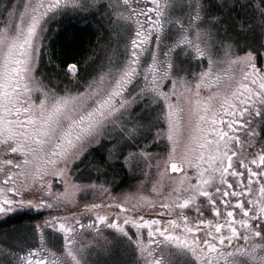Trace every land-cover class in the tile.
Listing matches in <instances>:
<instances>
[{"label":"snow or ice","instance_id":"1","mask_svg":"<svg viewBox=\"0 0 264 264\" xmlns=\"http://www.w3.org/2000/svg\"><path fill=\"white\" fill-rule=\"evenodd\" d=\"M69 2L74 11L103 10L111 16L115 12L128 21L129 47L120 65L110 69L113 73L111 83L102 91L103 76L88 84L85 92H77L81 100L69 107V102L76 97L71 94L57 96L44 86V99L36 105L31 102L30 85L42 84L34 70L40 54L43 21L50 13L61 9V0H48L47 4L43 0H24L22 10L9 11V23L0 27V52L4 54L0 66V150L8 156L0 167L3 174L0 191L20 196L19 203L23 205L22 192L29 173L17 170L27 167L29 153L45 151V146L51 147L55 141V148L48 152L52 157L48 160L52 165L48 175H63V171L54 165L61 155L68 165L67 149L76 144L83 150L98 143L109 130H118L119 140L109 150V158L118 151L129 166L136 161L151 166L149 162L155 160L158 170L163 163L162 174L167 173L169 167L174 172H180L185 165L195 168V184L182 173L183 179L177 181L179 186L163 197L161 208L169 216L166 221L155 216L145 218L136 208L131 209L134 214L129 217V209L120 204V211L125 213L122 223L136 229L129 235L130 229L121 227L119 212L115 221H107L104 215L97 216L96 222L104 221L117 229L121 237H127L130 247L134 242L132 251L138 250L140 259H134L132 264H141V260L143 264H220L221 259L223 264H264V63H260L251 51L243 56L231 51L233 45L218 37L220 18L208 15L205 0H189L187 20L183 23L166 20L159 0H150V4L149 0ZM220 6H225V0H220ZM259 11V26L264 32V6H260ZM141 17H144L143 22ZM170 23H180V27L176 29L175 41L165 44L166 24ZM191 34H195L196 42L189 39ZM181 46L196 58L208 60L207 67L194 79L197 96L201 84L213 78L217 58L225 47L230 50L225 55L229 56L232 72L223 84L216 78L219 90L208 98L205 114L197 113L200 126L194 130L189 144L184 146V154L178 155L182 129L178 89L182 85L187 89L193 86L192 82L173 75V53ZM146 54H150L151 59L144 63ZM68 67L70 72L77 69L75 64ZM165 81L171 84L167 91ZM94 91L93 103L85 106L83 101L91 98ZM144 95L153 100L163 98L161 112L166 128L158 130L157 135L166 137L171 144L166 155L153 154L146 149L130 151L131 142L137 139L141 126L135 117L128 116V110ZM171 96H177L175 103L171 102ZM22 97L24 104H21ZM64 121H68L67 126ZM202 137L204 143H200ZM19 151L24 153L23 163L10 156ZM71 155L74 157L76 153ZM96 167L99 170L102 165ZM21 175H24L25 183L17 186ZM38 175L41 190L47 185L48 200L51 201L46 203L41 198L39 206L59 207L61 196L67 194L69 186L65 185L64 194H52L44 173ZM32 179L33 185L29 187L36 182L35 176ZM94 187L87 186L88 189ZM79 189L78 185L72 186L73 191ZM16 203L8 196L0 199V213L13 211ZM27 203L31 205L32 201ZM85 207L95 209L97 206L86 204ZM177 207L180 211L173 217L172 210ZM186 207L188 210L184 211ZM88 219V226L95 227L91 217ZM76 225L81 229L85 226L75 217L68 220L50 215L37 226L40 243L23 255L16 253L15 264H46L42 253L46 251L45 229L49 228L54 230L57 244L63 233L61 264H86L85 250L75 245ZM241 240L243 244L239 243ZM145 243L151 247L145 248Z\"/></svg>","mask_w":264,"mask_h":264},{"label":"rangeland","instance_id":"2","mask_svg":"<svg viewBox=\"0 0 264 264\" xmlns=\"http://www.w3.org/2000/svg\"><path fill=\"white\" fill-rule=\"evenodd\" d=\"M35 2H39V0H35ZM116 2L117 0H113V3ZM188 2L189 0H168L163 8L166 20L186 22ZM66 3L67 8L63 7L50 13L43 21L40 54L34 70L35 76L42 81V84L33 83L30 85L31 102L36 105H39L40 100L44 99L42 91L44 86L51 89L57 96L71 94L76 97V100L69 102V107L81 100V97L76 95L77 92H85L87 85L100 80L101 76H103V81L100 83V90L102 91L111 83L113 73L110 72V69L113 66L118 67L120 65L129 47L128 21L121 19L115 12L111 16L103 10L84 11L77 9L74 11L71 9V3L69 1ZM66 3L62 6H65ZM205 3L208 15L220 18V23L217 25V35L219 38L226 40V43L233 45L231 51H235L238 56H243L251 51L257 56L260 63H264V32L261 31L259 26V8L264 6V0H232L231 3L225 0V6H220V0H205ZM23 5L24 0H0V27H4L9 23L8 13L10 10L15 9L19 12L22 10ZM63 22L90 24L99 36L93 53H88V59H84V62L81 61L80 64H75L77 65L75 75L67 73L66 68L52 66L50 56L47 55L49 54L50 44L49 35L47 36V34H52L53 26ZM134 26L133 24V29ZM179 27L180 23L166 24L165 44H171L175 41L176 29ZM189 39L196 42L195 34L189 35ZM229 51L227 47L221 50L217 58L218 64L213 71V78L207 83L201 84L198 90L199 96H197L194 79L207 67L208 60L206 57L205 59L196 58L182 46L174 50L173 75L184 78L192 82L193 85L190 89L183 85L178 89L181 100L180 107L182 108L180 112L182 129L178 141V155L184 154V146L189 144L194 135V130L200 126L197 113L200 115L205 114L208 98L219 90L216 78H219L221 84L229 80L232 68L229 66V56L225 55ZM3 56L4 54L0 52V66L3 64ZM150 59V54H146L144 63L149 62ZM138 81L142 83L140 78H138ZM165 84H168V88L165 89L167 91L171 88V84L168 81H165ZM95 95L96 92L94 91L91 98L83 101L85 106L93 103ZM177 99V96L170 97L172 103H175ZM24 102L22 97L21 104H24ZM162 106V97L153 100L149 95L141 96L131 105L128 116L135 117L141 128L135 142H131L130 151L135 152L146 149L150 153L163 155L164 152L159 153V143L166 149L164 155H166L168 149H171V144L166 137L157 135L158 130L166 128V122L161 112ZM64 123L67 126L68 121H64ZM159 138H161L160 141ZM202 139L203 137L200 142ZM116 140H119L118 130H109L98 143L91 144L83 150H80L78 145L74 144L72 148L67 149L69 153L67 166L64 163L65 157L63 155L55 160L54 166L63 171V175L59 176L48 175V171L52 167L48 164V160L52 159L48 156V152L55 148V141H52L51 147L46 145L45 151H38L35 154L29 153L27 167L17 170L18 172L29 173L28 183L22 192L25 203L21 205L19 203L21 197L13 192L0 191V199L8 196L17 201L13 211L0 213V224L9 218L21 215L37 216V218L18 227L0 229V249H3V253H0V264H15L14 256L16 253L23 255L30 247L38 245L40 235L37 226L42 224L50 215L64 217L68 220L75 217L83 222L85 225L83 229L79 225L75 226L78 233L75 237V245L78 249L85 250L84 259L86 264H130L128 260L129 251L125 244L118 240V233L113 232V228L109 227L108 223L104 221L96 222L97 216L104 215L107 221H115L116 213L119 212L121 223L125 213L120 211V204L129 209L127 213L129 217L134 214L131 212L132 208H136L142 213L154 212L153 208L164 202L163 197L170 195L179 186L177 181L183 179V176H176L175 172L170 174L169 170L167 173L162 174L163 170L160 168L164 165L161 163L158 170L155 160L149 162L151 166L145 165L143 161H136L133 166H129L118 151L113 153L112 158H109V150ZM55 151L59 152L60 149H55ZM72 152L76 153L74 157L71 155ZM93 152L103 156V163L92 158ZM10 156L21 163L25 159L23 151L12 153ZM6 158L8 156L0 150V167L3 166V161ZM98 165H102L99 170L96 167ZM118 166L121 168L122 173ZM38 173H44L45 179L51 184L52 194H64L66 192L65 185L69 186L67 194L61 196L59 207L49 209L39 206L38 201L41 198H44L46 203L51 201L48 200L47 185H44V190H41L42 185L39 182ZM33 176L36 177V182L34 186L29 187V185H33ZM188 176L193 183L195 175L188 174ZM122 179H124L123 184H121ZM2 181L3 174L0 172V190L3 189ZM24 183L25 177L21 175L17 186ZM90 184L95 185V187L88 189L87 186ZM74 185L80 186V189L73 191L72 186ZM28 200L32 201L31 205L27 203ZM86 204L89 206L94 204L97 207L95 209L86 208ZM156 212H159V210ZM159 216L161 218L165 217L162 213H159ZM89 217L96 223L95 227L88 226ZM53 232V229H45L46 251L42 253L43 256L47 252L50 255H57L58 248L52 247L53 244L49 245L50 241L48 240L51 238L54 245L57 243ZM57 232H59V227ZM50 255L48 256L50 257ZM50 258L45 259L46 264H61V255L54 256L53 259ZM172 259L175 260L176 257Z\"/></svg>","mask_w":264,"mask_h":264},{"label":"trees","instance_id":"3","mask_svg":"<svg viewBox=\"0 0 264 264\" xmlns=\"http://www.w3.org/2000/svg\"><path fill=\"white\" fill-rule=\"evenodd\" d=\"M67 25L58 32L57 36L50 41L48 53L52 66L66 68L70 64H80L84 59H88V53L94 50L96 42L99 38L90 24L82 27L78 23H66ZM84 62V61H83ZM86 64V63H85ZM92 158L103 163V156L92 153ZM121 171V168L118 166ZM116 171V170H115ZM123 178V175H122ZM123 180L121 184H123ZM37 216L21 215L7 219L0 224V229L8 227H18L25 223H30Z\"/></svg>","mask_w":264,"mask_h":264},{"label":"flooded vegetation","instance_id":"4","mask_svg":"<svg viewBox=\"0 0 264 264\" xmlns=\"http://www.w3.org/2000/svg\"><path fill=\"white\" fill-rule=\"evenodd\" d=\"M67 1H69V0H61V9L63 8V7H65V6H62L64 3H66ZM168 0H159V4H160V6H161V9H162V11H163V8H164V4L166 5V2H167ZM43 2L44 3H46L47 4V2H48V0H43ZM120 2H122V0H120ZM149 4H150V0H149ZM143 20H144V17H141V22H143ZM79 24V26L80 27H82V26H84L85 24H81V23H78ZM67 24L65 23V22H63V23H60L59 25H56V26H53V29L54 30H52V34H47V36L49 35V42L51 41V40H53L56 36H57V34H58V32L60 31V30H62L65 26H66ZM134 28H135V26H134ZM42 34V33H41ZM47 36H46V38H47ZM260 59V58H259ZM207 138L208 139H210L211 137H210V135H208L207 136ZM160 139L161 138H159V141H160ZM200 143H204V137H203V139H202V141L200 142ZM198 147H199V145H198ZM162 152H166V149H165V147L163 146H161V144L159 143V153H161L162 154ZM164 153H163V155H164ZM205 154H207V152L205 153ZM163 168H164V166H161V168L160 169H162L163 170ZM169 173L170 174H173L172 172L173 171H171V169H170V167H169ZM182 173H186L187 175L188 174H194L195 173V168L194 167H188L187 165H185V167L183 168V169H181V171L180 172H175L174 174L176 175V176H183L182 175ZM196 183V180L193 182V184H195ZM200 199L201 200H203L204 198L201 196L200 197ZM182 202V201H181ZM190 207V206H189ZM154 209V212L153 211H151L150 213H142L141 212V215H145V218H152L153 216H155V218H157V219H161V220H167L168 218H169V216H168V214L165 212V210L163 209V208H161V205L159 206V204H158V206L157 207H155V208H153ZM157 210H159V212H156ZM188 210V208L186 207L185 209H184V211H187ZM178 211H180V209L177 207V208H175V209H173L172 210V212H173V217L175 216V213L176 212H178ZM25 213H27V212H25ZM159 213H162V215H165V217H163V218H161L160 216H159ZM121 227H126V228H128V229H130V233H129V235H131V233H134L135 231H136V229L134 228V227H132V225L131 224H129V225H124L122 222H121ZM110 230H112V229H110ZM109 230V231H110ZM113 232H117L118 233V240L120 241V242H122L123 244H125V246H126V248H127V250L129 251V255H128V260H129V263L130 264H132V261L134 260V259H140V253H139V251L137 250L136 252H134V251H132V247H135V245H134V242H132V247H130L129 246V239L127 238V237H121L120 235V233L118 232V230L116 229L115 230V228H113V230H112ZM116 233V234H117ZM111 234H113V233H111ZM145 236H146V230H145ZM105 240H106V238H105ZM104 240V241H105ZM49 241H50V243H49V245H51V244H53V245H51L52 247L53 246H55L56 248H58V251L56 252V254L57 255H50L48 252L44 255V258L46 259V258H54V256H60V252H61V249H62V245H63V233L60 235V241H59V244H57V243H55V245H54V243H53V239H51V238H49ZM239 243H241V244H243L244 243V241H239ZM144 247L145 248H148V247H151V245H149V244H147V243H145V245H144ZM172 247H175V246H172ZM52 250V249H51ZM49 251H50V249H49ZM54 251V250H53ZM48 255H50V257L48 256ZM157 255L159 256V253H157ZM50 258V259H51ZM57 259V257L55 258V260ZM141 264H143V261L141 260ZM220 264H223V260L221 259V261H220Z\"/></svg>","mask_w":264,"mask_h":264},{"label":"water","instance_id":"5","mask_svg":"<svg viewBox=\"0 0 264 264\" xmlns=\"http://www.w3.org/2000/svg\"><path fill=\"white\" fill-rule=\"evenodd\" d=\"M68 66H69V65H68ZM68 66L66 67V72L69 73V74H71V75H75V74L77 73V69L72 70V72H70Z\"/></svg>","mask_w":264,"mask_h":264},{"label":"bare ground","instance_id":"6","mask_svg":"<svg viewBox=\"0 0 264 264\" xmlns=\"http://www.w3.org/2000/svg\"><path fill=\"white\" fill-rule=\"evenodd\" d=\"M172 171V170H171ZM174 172V171H173Z\"/></svg>","mask_w":264,"mask_h":264}]
</instances>
